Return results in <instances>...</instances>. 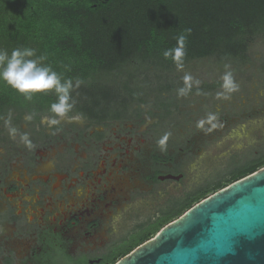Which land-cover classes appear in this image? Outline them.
Segmentation results:
<instances>
[{
    "label": "rangeland",
    "instance_id": "rangeland-1",
    "mask_svg": "<svg viewBox=\"0 0 264 264\" xmlns=\"http://www.w3.org/2000/svg\"><path fill=\"white\" fill-rule=\"evenodd\" d=\"M226 64L239 85V91L227 101L216 98ZM185 73L201 82L199 94L194 86L186 97L177 96ZM98 77L118 91L117 102L126 92L129 107L122 119L99 124L82 117L50 128L34 117L26 122V115L20 118L10 112L11 126L18 133L12 138L4 126L5 134L0 136V179L4 174L10 183L22 173L29 174L28 180L36 175L26 168L42 175L66 168L68 158L80 160L74 167H82L84 162V167L97 169L94 179L88 175L82 178L88 183L83 192L89 196L83 210L90 219L92 214L87 211L96 205L92 219L100 224L90 233L85 224L69 238L67 251L71 254L103 256L149 222L174 212L185 198L219 184L222 189L230 186L234 171L264 156V34L255 38L245 61L191 60L184 62L183 70L175 65L164 68L156 62L130 61ZM210 114L216 118L210 119ZM48 115L41 113V117ZM95 128L105 136L100 141L93 139L92 144L89 133ZM25 133L32 147L21 140ZM167 133L170 135L161 150L158 141ZM157 156L164 160L156 162ZM157 171H161L158 182L152 179ZM168 174L176 178H162ZM101 194L106 198L99 203L96 198ZM57 204L52 210L58 212L51 215L59 221L66 214L65 206ZM9 223L5 228L0 225V264H6L7 255L15 259L12 263L22 264L23 258L27 259L23 254L26 238L32 239L30 230L21 237L12 227L13 221ZM53 228L58 229L59 224Z\"/></svg>",
    "mask_w": 264,
    "mask_h": 264
},
{
    "label": "trees",
    "instance_id": "trees-1",
    "mask_svg": "<svg viewBox=\"0 0 264 264\" xmlns=\"http://www.w3.org/2000/svg\"><path fill=\"white\" fill-rule=\"evenodd\" d=\"M181 34L187 37L184 62L245 61L255 38L264 34V0H0V49L10 54L15 48H32L64 78L82 80L72 92L77 103L70 115L82 114L99 124L122 119L129 101L124 92L126 97L117 102L118 91L98 76L130 61L175 65L163 52L176 47ZM56 99L53 94L38 95L28 102L0 83V136L10 112L20 118L35 113L39 122ZM262 168L264 156L239 167L229 183ZM223 187L185 198L174 212L149 222L101 264H115Z\"/></svg>",
    "mask_w": 264,
    "mask_h": 264
},
{
    "label": "water",
    "instance_id": "water-1",
    "mask_svg": "<svg viewBox=\"0 0 264 264\" xmlns=\"http://www.w3.org/2000/svg\"><path fill=\"white\" fill-rule=\"evenodd\" d=\"M115 264H264V168L202 200Z\"/></svg>",
    "mask_w": 264,
    "mask_h": 264
},
{
    "label": "flooded vegetation",
    "instance_id": "flooded-vegetation-1",
    "mask_svg": "<svg viewBox=\"0 0 264 264\" xmlns=\"http://www.w3.org/2000/svg\"><path fill=\"white\" fill-rule=\"evenodd\" d=\"M40 122L41 118L38 123ZM58 127L56 126V128ZM89 134H91L90 141L93 139L100 141L105 136L98 128H95ZM78 138L81 140L79 136ZM89 143L95 144L93 141ZM155 160L160 162L156 157ZM67 161L68 166L66 168L59 167L49 173H43V175L33 168H26L24 170L36 174L33 176L30 174L31 178L29 180L27 178L29 174L25 175L23 173L18 178L16 175L14 183H10L4 178V174L1 176L0 212H3L4 215L0 217V225L5 228L6 225H10L9 222L13 221L14 226L12 227H15L16 231H20L19 236L22 237L24 234H28L27 230L29 229L32 238H26L28 242L24 244L23 254L27 259L23 258L22 264H101L106 260L107 255L121 247L133 234L142 231L143 227L130 234L124 241L111 247L100 257L90 258L84 254L74 255L69 253L67 251L69 238L71 239L85 224L88 227L87 233H90L99 226L100 222L98 219H92L96 211V205L93 204V209L87 211L88 215L92 214L90 219L86 218V215L84 216L83 210L84 203L88 201L89 196L83 192L84 186H87L88 183H84L82 178L84 175H88L94 179L97 169L84 167V162L82 167H74L76 161L80 162V160L74 158H68ZM38 174L40 175L38 176ZM74 175L76 177H73ZM160 178L161 171H157L152 179L158 182ZM162 178L174 179L176 177L168 174ZM77 189L78 191H76ZM54 192L57 193V196L53 195ZM103 197H105L103 194L97 195L96 200L101 203L106 198ZM56 201H58V204ZM56 204L57 206H65L66 213L63 214L66 215L59 221L53 216L55 212H58L52 210L56 207ZM53 211L54 214L51 215ZM57 223L59 228H53V225ZM34 239L35 242L32 243ZM4 254L7 255V253ZM6 260V264H14L12 262L15 261L11 255H7Z\"/></svg>",
    "mask_w": 264,
    "mask_h": 264
},
{
    "label": "clouds",
    "instance_id": "clouds-1",
    "mask_svg": "<svg viewBox=\"0 0 264 264\" xmlns=\"http://www.w3.org/2000/svg\"><path fill=\"white\" fill-rule=\"evenodd\" d=\"M190 32V30H186ZM186 35L181 34L177 37V46L166 49L163 52L165 59L171 58L178 70L184 68V58L186 56L185 44ZM45 56H36V52L32 48H15L9 54L6 50L0 49V83L14 90L18 95L22 96L25 101L31 102L38 95L53 94L56 96V102H53L48 111L50 115L42 116L41 123L47 126H59L64 120L68 122L80 121L82 114L70 115L73 113L77 101L72 95L74 88H79L83 83L77 78L75 83L71 78H64L61 74L53 70L50 65L43 64ZM229 65H225V73L222 76L221 91L216 93L217 99L225 101L231 99V95L239 91V85L235 82L232 71L228 70ZM200 81L194 79L191 74L185 73L183 77V87L178 88L177 96L186 97L195 86L198 89ZM35 113L27 114L24 119L26 122L33 120ZM210 119H215V115L210 114ZM199 123H203L200 121ZM5 126L8 127L9 135L15 138L18 129L11 126V114L9 113L5 119ZM170 133L158 141L161 150H164V145ZM21 140L32 147L28 135L21 134Z\"/></svg>",
    "mask_w": 264,
    "mask_h": 264
}]
</instances>
